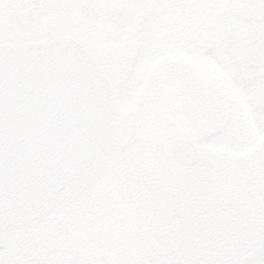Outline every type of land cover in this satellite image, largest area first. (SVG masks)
<instances>
[{"label": "snow or ice", "instance_id": "snow-or-ice-1", "mask_svg": "<svg viewBox=\"0 0 264 264\" xmlns=\"http://www.w3.org/2000/svg\"><path fill=\"white\" fill-rule=\"evenodd\" d=\"M0 264H264V0H0Z\"/></svg>", "mask_w": 264, "mask_h": 264}]
</instances>
